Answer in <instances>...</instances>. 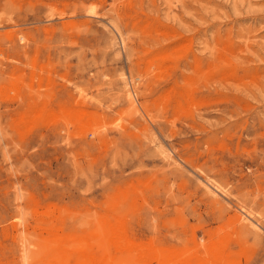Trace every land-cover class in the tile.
<instances>
[{"label": "rangeland", "instance_id": "374dc122", "mask_svg": "<svg viewBox=\"0 0 264 264\" xmlns=\"http://www.w3.org/2000/svg\"><path fill=\"white\" fill-rule=\"evenodd\" d=\"M0 264H264V0H0Z\"/></svg>", "mask_w": 264, "mask_h": 264}]
</instances>
